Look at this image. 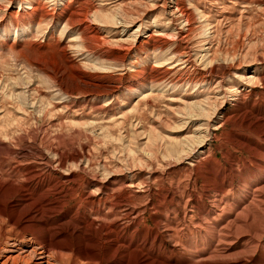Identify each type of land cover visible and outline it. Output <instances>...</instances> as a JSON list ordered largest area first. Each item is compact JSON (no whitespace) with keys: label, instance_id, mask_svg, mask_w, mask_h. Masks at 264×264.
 I'll use <instances>...</instances> for the list:
<instances>
[{"label":"rangeland","instance_id":"374dc122","mask_svg":"<svg viewBox=\"0 0 264 264\" xmlns=\"http://www.w3.org/2000/svg\"><path fill=\"white\" fill-rule=\"evenodd\" d=\"M263 60L264 0H0V156L31 157L19 168L50 175L43 188L78 175L49 197L73 221L91 215L92 199L117 200L110 186L87 187L92 177L119 185L115 224L131 251L162 255L153 238L166 248L185 238L179 250L222 238L263 168L244 170L263 161V87L239 80L262 77ZM49 149L78 154L80 167L38 161ZM101 209L97 226L113 222Z\"/></svg>","mask_w":264,"mask_h":264},{"label":"bare ground","instance_id":"6f19581e","mask_svg":"<svg viewBox=\"0 0 264 264\" xmlns=\"http://www.w3.org/2000/svg\"><path fill=\"white\" fill-rule=\"evenodd\" d=\"M235 58L229 64L235 65ZM239 80L253 85L255 88L261 85L264 91V72L262 77L253 74L248 78L242 76ZM242 95L240 93V96ZM193 107V109H196L200 105ZM241 107L239 104L235 105V111L239 112ZM257 128L259 127L257 126ZM31 139L36 142L38 137L33 135L29 141ZM17 141L19 145L28 143L25 138H19ZM199 142L201 141L199 140ZM192 147V141L184 143L178 157L184 152H189ZM49 151H51L50 153L53 156L39 154L37 160L43 159L45 164L50 167L54 163L55 158H57L56 163L59 168L67 166L80 167V156L78 154H69L68 152L62 154L50 149ZM17 157L18 160L13 161L5 160L0 156V167L6 166L8 168V171L3 170L4 168L0 170V264H264V238L263 241L261 240L262 238H258L262 233L264 234V154L263 161L255 160L245 165V171L257 168L260 163H263V168L257 171L258 177L256 178L258 179L255 180L256 182L252 185L247 183L244 187L246 189L244 193L246 195L248 192V195L241 200V207L235 206L237 208L234 209L235 215L233 219L230 220V217L226 216V226L223 229L224 235L222 238H196L194 243L188 242V249H181L182 252L178 247H180V244L182 245V240L185 238H170L171 242L174 243L170 248H166L167 241L164 238H153L151 246L155 245L164 250L163 254L161 253L162 255L158 254L155 256H151L152 254L150 255L149 253L146 255L142 254L138 250L131 251V246L133 245L131 242L127 243L128 246L119 245V229L117 224H115L116 219H118V199L122 189L119 185H99L96 176L90 177L91 180L86 183L87 187L95 183V186L101 191H109V186L112 188L110 192L114 193L113 197L117 200L112 201L113 203L109 201L107 203V199L104 198L92 199L88 203L91 207L88 210V214L92 215V212H94L93 215L98 216L99 212L103 211L101 209V204L103 203L107 206L109 217L113 219V222L97 226L96 222L100 220L98 217H90L91 215L73 221V218H71L73 208L59 215L60 211L68 204L56 200L50 201L49 197L51 192L58 190L59 187L67 186L70 183L77 184L79 176L74 173L60 175V179L56 180V185L51 189L49 187H47L48 189L43 188L45 181L50 180V175L46 174L43 177L42 174L32 173L31 171L23 173L21 168H19L21 163L26 161L25 158H32L28 155H21L20 157L17 155ZM192 172L193 183H196L198 180V167ZM238 177V174H236L235 178L237 179ZM101 179L103 180V178ZM143 184L146 185V182ZM147 187H149L148 184ZM209 188L207 191H213L212 187ZM126 190L131 191V187L127 186ZM223 190L224 186L218 187L219 192H223ZM26 192L27 194L25 195L24 193ZM178 199H182V196L178 197ZM189 199L185 203L189 204ZM175 200L173 198L171 202L173 203ZM95 202L98 203V206L95 205ZM191 202L198 204L199 199L194 198ZM257 207L260 208L258 213L252 211V209ZM229 210L223 213L227 214L230 212ZM105 218L107 217L105 216ZM182 218L185 220L186 215ZM158 222L160 223V221ZM239 230H244V232L239 233ZM208 231L213 236L212 230ZM147 240L148 238H142L144 243ZM204 248L207 250L203 251Z\"/></svg>","mask_w":264,"mask_h":264}]
</instances>
